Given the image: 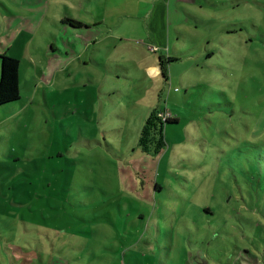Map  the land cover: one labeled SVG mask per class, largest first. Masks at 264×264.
Listing matches in <instances>:
<instances>
[{"label": "rangeland", "instance_id": "rangeland-1", "mask_svg": "<svg viewBox=\"0 0 264 264\" xmlns=\"http://www.w3.org/2000/svg\"><path fill=\"white\" fill-rule=\"evenodd\" d=\"M80 1L0 0V56L48 73L0 106V263L62 264L65 227L95 239L94 264L264 256V0L221 10L204 29L209 47L189 52L182 38L174 62L144 40L142 54L90 43L78 59L84 40L64 27ZM94 52L130 69L109 76L87 63ZM155 62L166 77H150ZM156 108L178 121L153 157L139 136Z\"/></svg>", "mask_w": 264, "mask_h": 264}, {"label": "crops", "instance_id": "crops-1", "mask_svg": "<svg viewBox=\"0 0 264 264\" xmlns=\"http://www.w3.org/2000/svg\"><path fill=\"white\" fill-rule=\"evenodd\" d=\"M225 1L227 0H81V3L78 2L80 4L77 14L69 18L84 26L64 27V33L67 35L70 32L69 29H71L73 30L72 34L77 39L82 38L84 40L85 46L81 50L79 46H76L77 50L75 49L78 59L83 58L87 54L86 49L90 43L95 45L96 49L98 46V52H100L101 47H104L106 53L115 55L116 50L119 48H122L125 53L131 50L134 54H142L143 42L146 41L151 44L148 45L150 49H168L170 53L167 58H171L172 62H174L180 60V55L186 52L184 46H187V44L180 45L182 38L190 40V42L194 41V43L191 42L189 44V46H192L189 52L198 48L207 49L209 46L205 45L204 41H201L205 39L203 35L204 29L211 27L213 22H224L221 17V10L228 8L235 1L241 3L246 0ZM248 1L259 4V0ZM66 9L70 13V9ZM32 32L35 34V30ZM134 40L140 46H135ZM207 43L209 44V41ZM211 47L214 49V46ZM171 51L174 55H172ZM24 56L22 54L20 57H14L20 60V89L22 85L23 87L31 85L33 88V79L37 77L46 81L48 79L46 69L42 70L37 65H34L32 61L27 60L25 54ZM91 58L87 63L91 61L92 64L104 70L105 74L109 76L112 74L120 77L121 72L130 69L125 59L116 61L115 58L112 59L110 57L106 60L95 52ZM22 60L29 65L28 67L32 72L27 69L26 73L21 76ZM162 64L163 62H160L159 65L156 62L150 64L148 71L152 79L158 80L161 75L163 76L162 66L165 68L166 65ZM140 67L143 68V64H140ZM63 69L64 67L60 68V70ZM36 73L38 74L37 76H35ZM105 79L109 81L110 78L105 76ZM163 112L171 116L167 111ZM48 207H51V205H48ZM44 210L46 211V206H44ZM45 220H47L46 217ZM62 231L68 236L65 235L57 240L61 242L59 251L62 255L58 260L62 264H94L99 258V251L97 250L99 245H94L95 239L86 238L83 232L71 227H65ZM85 242L87 244L84 246ZM43 246L51 247L53 243H45ZM15 247L21 248V245H16ZM84 247L88 250L85 251ZM129 247L131 248V245ZM256 248L258 250V247ZM40 254H43V252ZM194 259H197L198 262L194 261L191 263L187 261L186 264H264V256L260 257L257 252L247 247L240 248L239 252L234 253L233 257L224 258L225 260L217 261L214 259L212 262L207 260L204 255L202 257L197 255ZM124 264H126L125 260Z\"/></svg>", "mask_w": 264, "mask_h": 264}, {"label": "trees", "instance_id": "trees-1", "mask_svg": "<svg viewBox=\"0 0 264 264\" xmlns=\"http://www.w3.org/2000/svg\"><path fill=\"white\" fill-rule=\"evenodd\" d=\"M74 27H83L84 25L72 21ZM1 60V77H0V106L15 103L21 99L20 93V60L9 55L3 54ZM168 62L172 59L168 58ZM163 65V64H162ZM166 69L162 66V74L166 77ZM162 110L154 109L145 124L139 136V147L144 154L157 157L167 148L165 140V125L168 123H177V119L169 117L163 120Z\"/></svg>", "mask_w": 264, "mask_h": 264}, {"label": "built area", "instance_id": "built-area-1", "mask_svg": "<svg viewBox=\"0 0 264 264\" xmlns=\"http://www.w3.org/2000/svg\"><path fill=\"white\" fill-rule=\"evenodd\" d=\"M162 117H163V120H167L170 116L165 113V114L162 115Z\"/></svg>", "mask_w": 264, "mask_h": 264}]
</instances>
